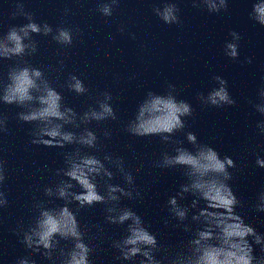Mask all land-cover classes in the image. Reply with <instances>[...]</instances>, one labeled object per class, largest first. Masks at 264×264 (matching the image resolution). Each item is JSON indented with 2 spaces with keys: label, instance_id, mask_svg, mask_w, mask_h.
Instances as JSON below:
<instances>
[{
  "label": "clouds",
  "instance_id": "9594fccd",
  "mask_svg": "<svg viewBox=\"0 0 264 264\" xmlns=\"http://www.w3.org/2000/svg\"><path fill=\"white\" fill-rule=\"evenodd\" d=\"M120 0H98L96 11L103 17H111L119 7ZM18 11L11 14L12 18L22 16L28 21L22 26H9L6 33L0 36V60H13L8 65L5 77H0V103L16 105L23 109L17 113L18 120L33 124L31 143L45 147L79 145L71 152L64 154L65 168L57 169L56 175L66 177L60 179L55 187H45L44 195L55 196L64 204L47 207L39 201L34 207L38 210L31 225L27 229L18 226L16 234H22L21 243L33 253H39L51 264H92L90 255L93 247L85 241L86 233L81 229L77 219L79 209L92 207L95 204L106 205V222L114 225L126 224V235L112 242L118 255L114 259L130 261L135 264H264V234L245 222L236 209L242 207L241 200L234 193L229 181L235 169L234 160L221 155L208 144L200 143L193 132L186 133V139L192 149L177 146L174 155L167 152L155 163L158 168L183 169L187 182L179 187L175 196L168 199L170 215L183 224V230L191 233L186 245L179 250L163 247L155 234L145 227L144 221L135 211L128 207H120L121 198L136 199L141 196L134 183L131 171L127 170L122 158L113 159L105 154L103 160L97 155L82 152V148L99 152L98 137L87 125L111 119L117 115L109 103L110 93H102L103 99L96 100V107H89L82 114L63 104V96L52 86L43 69L33 67L25 59L37 51V41L33 34L49 36L59 45L68 47L74 42L78 28L57 27L53 29L47 22L37 23L33 13L26 11L22 2L16 5ZM193 7H204L209 13H220L228 10V0H193ZM68 12V9H65ZM154 14L165 24H180V9L174 2H166L162 7L153 8ZM249 19L264 26V0H254ZM120 32L124 31L121 26ZM231 41L226 42L224 54L235 60L239 56L241 36L236 31L229 33ZM133 39L135 37L133 36ZM251 63V59L247 60ZM63 66V61H60ZM216 87L206 95L198 93L201 104L222 108L232 106L235 99L228 91V82L219 75L213 77ZM77 95L88 92L83 81L76 75H69L65 85ZM175 86L169 85L165 95L147 93V98L139 105L138 111L126 127V131L135 137L159 136L164 143L182 145V141L172 140V136L186 127L185 117L193 114L190 103L177 99ZM259 102L253 103L256 112L264 116V87L259 92ZM252 103V101H249ZM83 129L79 132L69 130ZM260 134L264 135V120L257 123ZM8 117L0 114V134H8ZM105 137L110 133L105 131ZM256 166L264 168V158L257 156ZM6 161L0 159V185L6 180ZM115 167L123 177L127 187L110 183L116 173ZM99 178V179H98ZM99 181H103V193ZM75 182V184L73 183ZM78 186L80 191L72 189ZM186 194L193 197L191 222L197 225L192 228L184 224L189 218L190 208L181 205ZM76 202L78 209L72 210L70 205ZM203 202V207H200ZM8 199L0 191V207H6ZM257 212L264 213V190L257 196L254 205ZM168 221H165L167 224ZM251 237V242L249 241ZM61 241H70V248L61 246ZM253 244L260 246L261 255L255 256ZM158 254L159 258H158ZM16 264H36L30 257H21Z\"/></svg>",
  "mask_w": 264,
  "mask_h": 264
}]
</instances>
